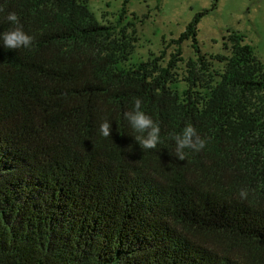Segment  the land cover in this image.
<instances>
[{
  "label": "trees",
  "instance_id": "trees-1",
  "mask_svg": "<svg viewBox=\"0 0 264 264\" xmlns=\"http://www.w3.org/2000/svg\"><path fill=\"white\" fill-rule=\"evenodd\" d=\"M129 2L113 24L90 0H0V33L15 12L34 37L0 41V264H264V64L238 33L203 53L204 13L131 62ZM134 98L155 149L125 119ZM188 124L207 144L180 161L171 134Z\"/></svg>",
  "mask_w": 264,
  "mask_h": 264
},
{
  "label": "rangeland",
  "instance_id": "rangeland-1",
  "mask_svg": "<svg viewBox=\"0 0 264 264\" xmlns=\"http://www.w3.org/2000/svg\"><path fill=\"white\" fill-rule=\"evenodd\" d=\"M124 1L90 0L89 8L100 22L116 24ZM127 9L128 20L135 22L139 37L131 62L148 60L151 53L160 55L165 45L181 36L187 25L204 13L197 26L203 53H225L224 37L238 33L246 37V43L264 64V0H130ZM182 48L185 60L196 56L190 41L184 42ZM174 49L169 47L168 56ZM179 88L181 91L186 85L181 83Z\"/></svg>",
  "mask_w": 264,
  "mask_h": 264
},
{
  "label": "clouds",
  "instance_id": "clouds-1",
  "mask_svg": "<svg viewBox=\"0 0 264 264\" xmlns=\"http://www.w3.org/2000/svg\"><path fill=\"white\" fill-rule=\"evenodd\" d=\"M3 9L0 8V12ZM6 20L14 27L3 33H0V41L6 49L19 50L30 49L33 45L34 37L28 35L23 30V25L20 23L18 15L15 12H9ZM142 100L134 98V108L125 112V119L133 130V137L138 142L142 150L155 149L157 144L161 142L160 126L153 119L141 110ZM103 137L111 136V125L107 120H104L98 129ZM171 138L175 142L174 155L180 161L186 159L187 153L185 149H190L193 152H201L205 149L207 140L202 138L195 127L191 124L186 125L179 134L172 133ZM246 190H241V198H246Z\"/></svg>",
  "mask_w": 264,
  "mask_h": 264
}]
</instances>
